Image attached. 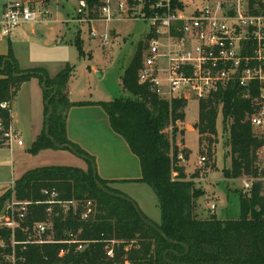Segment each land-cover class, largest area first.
<instances>
[{
  "label": "trees",
  "instance_id": "1",
  "mask_svg": "<svg viewBox=\"0 0 264 264\" xmlns=\"http://www.w3.org/2000/svg\"><path fill=\"white\" fill-rule=\"evenodd\" d=\"M79 1V0H78ZM87 6V18L98 19V8L103 0H83ZM129 6L139 0H126ZM144 1L145 11L155 0ZM253 12L264 11V0H247ZM79 54L81 47L76 42ZM145 42H139L134 54L123 71L122 88L130 95L114 98L110 101L93 102L99 104L105 112L111 129L121 136L130 151L137 156L140 165V177L129 180L147 184L153 191L160 212L159 223L152 221L168 239V242L157 230L143 222L135 208L127 200L116 198L102 192L95 184L93 170L87 161V170L76 166L50 165L27 170L14 182L13 191L19 200L43 201L46 197L42 190H56L59 199L76 201V213L72 209L52 207L47 213L46 204L32 203L24 225L51 220L48 231L51 242L18 243L10 245L11 232L0 229V237L6 246L0 247V263L12 250L15 253L14 264H264V181L254 180L247 192L238 194V213L234 217H199L196 210L198 191L186 179L184 167L179 163L178 150L173 142L177 133L174 124L185 118L186 101L173 99L170 102L159 99L146 85L138 82V72L142 63ZM4 70H0V104L14 101L23 81L35 76L50 90H43L45 100L54 91L49 103L53 110L49 119V134L59 144H71L78 153L92 158L85 150L67 139L66 119L68 109L75 103L70 102L67 83L72 70L66 65L53 77L44 68L18 70L15 60L9 51L7 56H0V66L4 58ZM14 66V67H13ZM16 73L33 72L32 74L14 77ZM85 104L87 102H76ZM221 105V124L228 131L226 144L229 147L230 166L223 173L225 178L238 179L245 176L257 178V150L261 139L254 135L247 115L251 113L248 100L236 92H229L223 97L213 98L199 103V114L195 129L199 134V146L205 145L209 158L212 157V145L216 138V120ZM48 108L44 106V115ZM0 122L5 130L11 122V114L0 107ZM172 125L171 137L165 131ZM6 139L0 131V148L5 147ZM57 149L44 133V127L32 142L29 151L37 154L43 149ZM93 159V158H92ZM176 173V176H172ZM196 175V174H194ZM98 182L108 190L118 192L107 180L97 175ZM8 190L0 196V211L10 196ZM86 201H92L95 212L87 219L81 220L79 214ZM214 213V212H211ZM77 233L78 239L89 243L82 251H75V244H64L60 241L66 237V231ZM16 241L26 237L17 229ZM104 239L116 241L114 258L107 259L104 254ZM186 245L188 247L185 252ZM66 250L62 256L58 253ZM168 250L166 261L163 257Z\"/></svg>",
  "mask_w": 264,
  "mask_h": 264
},
{
  "label": "built area",
  "instance_id": "2",
  "mask_svg": "<svg viewBox=\"0 0 264 264\" xmlns=\"http://www.w3.org/2000/svg\"><path fill=\"white\" fill-rule=\"evenodd\" d=\"M113 0H103L98 8L99 19L110 21L121 12L132 18L146 22L149 30L145 36L142 63L138 72V82L146 85L159 99L170 102L173 99L188 101L223 97L229 92H236L241 98L248 100L251 113L247 115L254 135L262 143L257 150L258 177L245 176L240 179L243 192L249 191L254 180L264 181V11L253 12L247 0L204 1L197 5L195 0H155L145 11L144 1L129 6L126 0H116L117 7H112ZM140 8L137 9V5ZM85 1H78V13L87 12ZM47 7L44 3L32 0H7L0 18V36L8 37L11 32L25 24L45 21ZM92 21V20H90ZM104 44L108 42L107 34L101 35ZM0 107L10 111L7 102ZM221 113V105L218 107ZM11 114V113H10ZM0 131L6 139V145H23L11 125ZM178 158L183 160L179 154ZM205 157L200 158V162ZM176 176V173H172ZM11 182L10 196L0 211V229L11 232L10 245L28 241L34 243L51 242L48 231L51 230L50 219L24 225L32 203L46 204L50 215L53 206L65 210L72 209L76 213V201L59 199V193L42 190L46 197L43 201L19 200ZM215 204H210L213 212ZM95 212L92 201H86L79 214L81 220H87ZM19 229L26 237L24 241H16L15 231ZM64 244H75V251H82L89 243L78 239L77 233L66 231V237L60 241ZM104 254L107 259L114 258V240L104 239ZM0 237V247H5ZM66 250L58 253L62 256ZM14 250L5 255L0 264H14ZM123 264H131L124 260Z\"/></svg>",
  "mask_w": 264,
  "mask_h": 264
},
{
  "label": "rangeland",
  "instance_id": "3",
  "mask_svg": "<svg viewBox=\"0 0 264 264\" xmlns=\"http://www.w3.org/2000/svg\"><path fill=\"white\" fill-rule=\"evenodd\" d=\"M32 1H39L46 5V0ZM48 1L46 20L30 26L26 25L24 29L33 30V33L28 32L29 36L18 37L17 40L10 39L9 41L13 44L11 48L15 49L16 56L22 64H28L23 68L43 67L48 70V75H51V73H58V70L66 65L70 66L72 72L69 78L71 90L69 100L75 103L67 112L66 121L70 134L72 136L74 134L83 135L82 138L91 144L101 145L108 141L113 149L111 146L113 143L106 131L109 134L115 133L111 130L102 107L93 102L110 101L130 95L123 90L121 77L137 44L145 42L149 26L142 20L132 18L129 10L127 14L121 12L119 16L110 21L99 18L90 21L87 18V12L78 13V0ZM204 1L206 0H195V3L202 5ZM112 7H117L116 0H113ZM138 8L140 4L137 5ZM104 34L108 36L107 44H104L100 37ZM75 41L79 43L82 54H79ZM0 46H3L2 49L8 46L7 37L0 36ZM29 79L36 81L37 77L32 76ZM15 100L19 107V117L15 118L13 124L23 130L21 135L23 145L19 146L13 142L11 151L7 146L0 148V180H6L8 183L19 178L22 167L18 163L26 164L23 169L38 165L36 162L21 158L20 155L22 152L27 154L31 147V126H36L40 119L42 121L39 114V102L36 100L32 85L26 83L23 87L21 86ZM76 102L87 103L78 104ZM186 102L185 118L182 122L174 124L177 133L172 139L178 146L179 152L184 150L183 154L187 155L185 159H179V163L184 167L186 179L191 182L192 187L199 194L195 203V212L203 218L210 214H215L218 218L234 217L239 210L238 194L243 191L240 179L225 178L223 174L230 166V156L229 147L225 143L228 131L221 124V113L218 112L216 140L212 145V157L209 158L204 148L205 145L199 146V134L194 128L199 114V102L196 99ZM82 124L86 125L83 134L80 128ZM171 130L172 125L165 129L170 137ZM52 150L54 154L47 153L48 155H44L41 162L37 163L86 166L85 170H87V161L70 150ZM39 156L34 158L37 159ZM202 156L205 157V161L200 162ZM5 160L12 161L13 165L5 163ZM94 163L96 166L95 160ZM132 175L139 176V171ZM110 186L131 198L142 213L153 222L159 223L160 217L156 215V212L159 213L157 199L147 184L123 181V183L110 184ZM211 203L215 204L214 213L210 211Z\"/></svg>",
  "mask_w": 264,
  "mask_h": 264
},
{
  "label": "crops",
  "instance_id": "4",
  "mask_svg": "<svg viewBox=\"0 0 264 264\" xmlns=\"http://www.w3.org/2000/svg\"><path fill=\"white\" fill-rule=\"evenodd\" d=\"M6 1L7 0H0V2H1L0 7H2L1 12H0V18H1L3 8H4V4ZM48 3H49V1L46 0V5ZM26 25L30 26L31 24H25L23 26H20L17 29H15L13 32H11L12 34L10 33L11 37L8 38L10 35L7 37L8 46L5 49H2L3 46L2 47L0 46V56H7L9 54V51H11V54H12V56L15 60V63L17 65V68L20 70H28V69L37 67L36 66V67H30V68H23L24 65L28 66V64H22L20 62V59L16 56L15 49L11 48V47H13V44L11 43V41H9L10 39H16L17 40L18 37L29 36V33H33V30L27 31V29H24V27ZM10 48H11V50H10ZM41 68H43V67H41ZM44 69L49 74L48 70L46 68H44ZM58 71H60V70H58ZM55 74L51 73V75H49V76L53 77ZM26 83H29L30 85H32V87H34V92L36 93V100H38V102L40 103V105L38 103L40 118L42 117V121L40 119L36 126H34V125L31 126V134H32L31 141L33 142L37 138V136L40 134V132L42 131V129L44 127L45 115H44V109H43V106H44L43 90L41 88V84L39 83L38 78L36 79V81H32L31 79L23 81L21 83L19 89H21V86L23 87V85H25ZM19 89H18V91H19ZM70 92H71V90L69 88V80H68V83H67L68 98H69ZM16 103H17V100L14 99V101L10 105V111H11L10 112L11 113L10 125H11V128L15 132L18 133L19 138L21 139V135H22L23 130H21V128L15 126L13 124V121L15 120V118L17 119L19 117V107L17 106ZM96 121H99V120H96ZM107 121H108V118H107ZM92 123H94V122H92ZM85 127H86L85 124H82L80 126L81 134H83L85 132ZM105 129H107V128H105ZM106 133L108 134L110 141L113 143V144H111L113 149H111L110 143L108 141L105 144L98 145L96 143L91 144L87 140H84L82 138L83 135H79V134L75 135L74 134L72 136L68 130V123L66 121L67 139L70 140L71 142L75 143L76 145H78L80 148H82L89 155L92 156L93 160L96 161V169H97V174L99 177H101L103 179H107V180H114L115 183H113V184L123 183V181H129L132 179L139 178L140 177V165H139V160H138L137 156L134 155L130 151V149H129L128 145L126 144V142L124 141V139L122 137H120L118 134H117L118 135L117 136V135H115L116 134L115 132H114L115 134H109L107 131H106ZM81 138L83 139V141ZM11 149H10V151H11ZM52 149L53 148L43 149V150L39 151L37 154H32L29 150H28L27 154H25L26 152H24V153L22 152V155H20L21 158L28 159L29 161H32V162H36V164H38V165H35L32 168H24L23 169L24 165H26V164H24L23 162L18 163V165H20V167H22L20 176L23 173H25L27 170L34 169L37 167L59 165V164L37 163V162H41V159H43L45 157L44 155L54 154L55 152H52V151H54ZM106 151H108V153ZM118 151H119V153H118ZM37 156H39V158L35 159L34 157H37ZM4 162L10 163L13 165L12 161L5 160ZM61 165H66V164H61ZM137 165H138V167H137ZM68 166H74V165H68ZM76 167H79V168L84 169V170L86 169V166H76ZM11 169H12V166H11ZM138 171H139V176L132 175ZM16 179H18V178L13 179V181H15ZM11 182L9 181V183H8V181H6V180H3V179L0 180V196L9 190V188L11 186ZM154 215H155V213H154ZM156 215L158 217H160V212L159 213L156 212Z\"/></svg>",
  "mask_w": 264,
  "mask_h": 264
},
{
  "label": "water",
  "instance_id": "5",
  "mask_svg": "<svg viewBox=\"0 0 264 264\" xmlns=\"http://www.w3.org/2000/svg\"><path fill=\"white\" fill-rule=\"evenodd\" d=\"M6 61H10V58H4L3 61H2V64L0 66V70H4L5 68V65H6ZM14 67V66H13ZM33 72H22V73H16V71H13V75L14 77H20V76H23V75H27V74H32ZM42 89L43 90H50L51 88H47L46 85H45V79L42 83ZM53 89L54 91L52 92V94L45 100V106L48 108V113L46 114L45 116V120H44V133L45 135L50 139V141L54 144V146L57 148V149H68L70 150L72 153L82 157L84 160L90 162L91 166H92V170H93V179H94V182L96 184V186L102 191L104 192L105 194L107 195H110V196H113V197H116V198H121V199H124V200H127L128 202H130L132 204V206L135 208L139 218L145 222L146 224H148L150 227H152L153 229L157 230L168 242H171V243H175L173 241H171L170 239H168L166 237V235L150 220L146 219L142 212L140 211L138 205L129 197L123 195V194H119V193H115V192H112L110 190H108L107 188H105L103 185H101L98 180H97V169H96V166H95V163H94V160L88 156H85V155H82L80 153L77 152V150L71 145V144H59L57 143L49 134V119H50V116L53 112L51 106H50V99L52 97V95L55 93V91L57 90V86H53ZM185 247V253H187L188 251V247L186 245H184ZM168 253V250L164 252L163 254V257L166 261V255Z\"/></svg>",
  "mask_w": 264,
  "mask_h": 264
}]
</instances>
